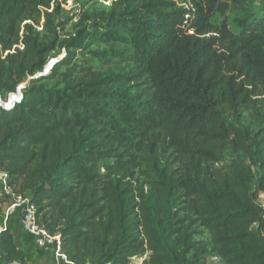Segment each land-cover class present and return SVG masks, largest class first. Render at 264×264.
<instances>
[{
    "label": "trees",
    "instance_id": "obj_1",
    "mask_svg": "<svg viewBox=\"0 0 264 264\" xmlns=\"http://www.w3.org/2000/svg\"><path fill=\"white\" fill-rule=\"evenodd\" d=\"M249 2L64 16L0 0V93L27 81L0 109V166L74 264H264V0ZM25 257L2 230L0 264Z\"/></svg>",
    "mask_w": 264,
    "mask_h": 264
},
{
    "label": "built area",
    "instance_id": "obj_2",
    "mask_svg": "<svg viewBox=\"0 0 264 264\" xmlns=\"http://www.w3.org/2000/svg\"><path fill=\"white\" fill-rule=\"evenodd\" d=\"M26 84V81L19 84L15 91L9 92L6 95L0 93V109L11 110L18 103H21L24 97V87ZM0 199L7 203L8 215H19L22 229L34 238L37 247L44 251H51V264H74L63 251L60 235L51 234L40 224L37 215V207L35 203L31 201L30 195L15 190L8 182V173L3 171L1 166Z\"/></svg>",
    "mask_w": 264,
    "mask_h": 264
},
{
    "label": "rangeland",
    "instance_id": "obj_3",
    "mask_svg": "<svg viewBox=\"0 0 264 264\" xmlns=\"http://www.w3.org/2000/svg\"><path fill=\"white\" fill-rule=\"evenodd\" d=\"M63 1V15H75L81 12L82 7L86 6V8H99L102 6H109L110 4L113 3L114 0H61ZM182 5H187L190 3V0H178ZM260 1L261 0H250L249 5H248V10L250 11H255L259 12L261 11L260 7ZM247 12L245 10H232L230 11L229 14V19L231 23V27L236 29L237 27V22L236 20L240 17H243ZM78 21V16L74 18L73 21H71L67 25L66 31H72L74 28L75 23ZM65 55V51L62 50L61 56ZM46 69V67H45ZM45 69L43 72H38L33 76V78H37L40 74H44ZM31 79V77L29 78ZM27 82V81H26ZM263 196H261L260 202L263 203ZM205 238L207 235L204 236ZM205 264H224L221 260L215 258V257H208Z\"/></svg>",
    "mask_w": 264,
    "mask_h": 264
},
{
    "label": "crops",
    "instance_id": "obj_4",
    "mask_svg": "<svg viewBox=\"0 0 264 264\" xmlns=\"http://www.w3.org/2000/svg\"><path fill=\"white\" fill-rule=\"evenodd\" d=\"M0 230H7L15 234L19 245L26 253L24 264H51V251H44L37 247L34 238L22 229L19 215H8L7 203L1 199Z\"/></svg>",
    "mask_w": 264,
    "mask_h": 264
},
{
    "label": "water",
    "instance_id": "obj_5",
    "mask_svg": "<svg viewBox=\"0 0 264 264\" xmlns=\"http://www.w3.org/2000/svg\"><path fill=\"white\" fill-rule=\"evenodd\" d=\"M61 58H63V56H60L59 58L52 59V60L48 63V65L46 66V69H45V72H44V73L49 72L50 69L54 66V64H55L56 62H58ZM40 75H41V74H40ZM40 75H39V76H40ZM39 76H37V77H39Z\"/></svg>",
    "mask_w": 264,
    "mask_h": 264
}]
</instances>
